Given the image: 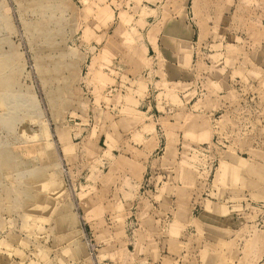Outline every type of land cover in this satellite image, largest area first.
<instances>
[{"label": "rangeland", "instance_id": "1", "mask_svg": "<svg viewBox=\"0 0 264 264\" xmlns=\"http://www.w3.org/2000/svg\"><path fill=\"white\" fill-rule=\"evenodd\" d=\"M238 11L237 0H0V264H194L185 244L200 213L194 201L240 215L224 232L239 231L242 264L264 255V77L231 87L201 49L211 31L214 43L224 37L220 26L234 34ZM192 26L199 43L180 39ZM144 32L163 33L174 63L169 84L158 52L174 145L157 150L140 143L151 129L136 111L155 61L131 46ZM231 33L228 59L239 53ZM108 36L130 46L120 49L122 65H112ZM115 67L124 80L135 76L129 86L112 88ZM225 91L240 109L234 120L200 112ZM197 228L220 232L211 220ZM217 247L203 240L200 250ZM203 259L234 264L235 256Z\"/></svg>", "mask_w": 264, "mask_h": 264}, {"label": "crops", "instance_id": "2", "mask_svg": "<svg viewBox=\"0 0 264 264\" xmlns=\"http://www.w3.org/2000/svg\"><path fill=\"white\" fill-rule=\"evenodd\" d=\"M237 6L239 7V11L237 12V25L235 26L234 34L231 33V30L228 28L229 26L223 27L220 26V29H225V35L223 38H219L214 43V39L212 38L214 32H210L209 37L203 42L201 47L202 53L205 51L207 46L209 47L210 53L208 57L213 58L216 56L217 61L209 58V60H205L208 68H214V66H218L219 70H224L223 73H218V80L224 79V73L228 76V83L231 87H243V77L248 80H251V83L254 82L252 75L255 73H260L264 77V0H237ZM232 27V26H231ZM229 30V31H228ZM184 33V32H183ZM235 35L234 37L238 40L235 43V46L238 48V56L228 59L226 55L223 56V53L226 54V49L228 46V41L230 34ZM200 30L194 27H191V32L186 31L185 34L180 38L181 40H185L186 42H191L190 39L194 40L197 38L198 43L200 41ZM163 33L158 36H150L148 32H144L141 40H137L135 44L131 45L132 48L140 47L143 50L145 57H150L151 53L155 54V61L150 62V71H154V73H148L147 69H145L142 74L144 85L148 88V92L146 93L143 99L139 100L137 106V113L144 118L145 126L151 129V133H144L143 141H140L142 144H155L157 145L156 150L161 146L174 145V105L169 102L165 97L166 92L158 89V84L162 83V79L157 75V67L160 64L159 54L162 55L166 61H161L162 65H166V76L167 82L169 84H174V80L172 81L171 77L174 76V63L170 58L166 55V51L164 49V44L162 42ZM174 39L179 40L178 35H174ZM197 43V44H198ZM106 44L109 49L112 47L114 49L113 53L116 55L113 59L112 65H122V52L120 49H126L130 46L125 44L121 39H114L111 41V36H108L106 39ZM199 46V45H198ZM222 47L218 48L219 52L215 51L212 53V47ZM206 52V51H205ZM195 55V52L193 53ZM219 55V57H217ZM222 55V56H221ZM248 57V60L247 58ZM151 59L153 57H150ZM168 60V61H167ZM160 66V65H159ZM120 67H115L114 71L120 76H113L115 80V84L112 85V88H121L125 83L126 86H129L131 81L134 80L135 76L130 74L128 75V80H124L122 78L123 74L119 70ZM255 84V83H254ZM253 85V84H252ZM230 91H225L224 93L219 94V100L217 98L212 97L213 95H209L211 97V102L205 106L206 108H202L200 112L213 114L220 112L222 118H230L234 120L237 114L240 113V109L238 110V105H234L232 103V99L230 96ZM252 96V94H251ZM255 96V94H253ZM163 97V98H161ZM161 98V99H160ZM205 99V98H204ZM212 106L218 107L217 109H212ZM209 116V115H208ZM221 121V120H220ZM217 120L211 122V127L213 128V132L216 128ZM221 125V124H220ZM217 126L219 129L221 126ZM224 128H226V124H224ZM215 133V132H214ZM166 148V147H165ZM213 187L209 188L208 191H212ZM171 203V208H174V195H169ZM218 204V203H216ZM162 205V204H161ZM193 215L198 210L200 211L199 215L195 219H191L192 222L189 225L188 230L190 233H187L188 238H186L185 244L188 246H192V251H190L189 258L194 262V264H205V260L203 257L207 254L209 255H222L226 257H233L234 264H242L244 257V242L243 239H238L237 234L238 230L231 228V234L228 236L224 231H226L225 224L228 222H232L231 220L239 219L237 212H233L229 217L226 215L218 216L217 212L214 210L215 204L211 205L210 208L206 203H201L200 201L197 203L193 202ZM234 205L232 203H227V207L230 208V211H233ZM161 206L157 204L155 208L158 210ZM209 209V210H206ZM209 220L211 222H219V231L217 234H212L213 236H209L206 232L204 236L198 234V224H202V227L205 230L209 229ZM192 232V233H191ZM206 236V237H205ZM199 238V239H198ZM217 239V242L215 241ZM204 240V244L206 242H210L213 244L214 242L218 244V249L209 248L208 253L206 254L205 249H201V242ZM179 241H183L181 238ZM191 241L193 244L191 245ZM231 242L234 248L230 250V252L226 250V243ZM240 244V249H237V246ZM207 246V244H206ZM237 249V250H236ZM178 254L181 252L178 251ZM176 253V254H177ZM264 255L261 254H252V264H260ZM176 257V255H175ZM237 257V258H236ZM206 264H214L212 260H208Z\"/></svg>", "mask_w": 264, "mask_h": 264}]
</instances>
